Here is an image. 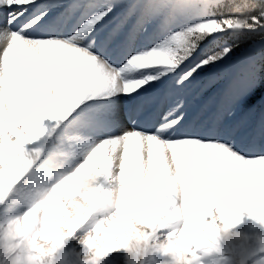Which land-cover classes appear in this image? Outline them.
Masks as SVG:
<instances>
[{"label": "snow or ice", "instance_id": "obj_1", "mask_svg": "<svg viewBox=\"0 0 264 264\" xmlns=\"http://www.w3.org/2000/svg\"><path fill=\"white\" fill-rule=\"evenodd\" d=\"M0 264H264V0H0Z\"/></svg>", "mask_w": 264, "mask_h": 264}, {"label": "bare ground", "instance_id": "obj_2", "mask_svg": "<svg viewBox=\"0 0 264 264\" xmlns=\"http://www.w3.org/2000/svg\"><path fill=\"white\" fill-rule=\"evenodd\" d=\"M245 230L247 231V230H249V229L246 227V229H245Z\"/></svg>", "mask_w": 264, "mask_h": 264}]
</instances>
